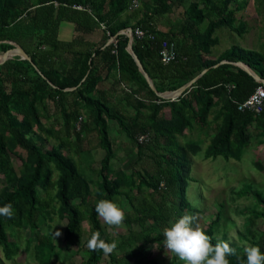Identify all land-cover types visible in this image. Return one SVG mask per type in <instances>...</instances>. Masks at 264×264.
Wrapping results in <instances>:
<instances>
[{"label": "trees", "instance_id": "trees-1", "mask_svg": "<svg viewBox=\"0 0 264 264\" xmlns=\"http://www.w3.org/2000/svg\"><path fill=\"white\" fill-rule=\"evenodd\" d=\"M131 1L0 0V55L15 44L39 71L18 56L0 64V206L10 202L15 212L12 218L0 217L5 262L24 251L38 264H50L61 249L54 245L50 224L59 220L66 222L63 248L70 250L83 240L80 264H101L104 259L110 264H158L148 259L145 247L163 250L165 227L184 214L200 215L187 200L186 187L192 158L202 151L204 139L208 145L203 160L240 162L253 140L264 145V111L255 115L236 106L263 85L232 64L245 65L264 80V51L231 46L215 59L212 55L219 43L216 30L227 28L238 36L247 32L246 17H237L245 1H193L166 31L159 30L157 22L172 12L173 0H145L137 8H131ZM257 3L258 14L264 16V0ZM65 22L71 25L69 40L60 38ZM128 28L153 36L133 38L132 50L157 92L175 91L206 72L177 99H160L127 52L128 38L117 35ZM96 30L102 32L99 42L88 40L86 35ZM163 41L173 42L176 49L177 59L168 65L159 59ZM222 61L228 63L215 67ZM110 76L112 90L130 88L123 109L97 90ZM141 92L145 99L139 98ZM48 121L56 125L46 126ZM109 121L124 134L129 150L136 151L129 172L112 167L116 150ZM192 130L204 139L180 145L177 138ZM93 133L104 156L94 172L96 180H89L80 173L79 162L62 151H72L83 162L88 154L84 138ZM142 135L147 140L139 143ZM12 158L21 172H16ZM254 166L263 168L259 161ZM233 196L253 202V208L242 212L246 218L241 238L264 253V231L257 228L259 220L264 224V192L247 184ZM100 199L127 208L124 234L106 232L95 212ZM219 222L217 215L204 228L213 245L226 242L225 236L217 237ZM17 231L30 234L23 247ZM94 231L107 242L116 241L118 248L110 255L90 251L87 241ZM229 244L237 253L229 257L230 264L246 262L244 248Z\"/></svg>", "mask_w": 264, "mask_h": 264}, {"label": "rangeland", "instance_id": "rangeland-1", "mask_svg": "<svg viewBox=\"0 0 264 264\" xmlns=\"http://www.w3.org/2000/svg\"><path fill=\"white\" fill-rule=\"evenodd\" d=\"M145 0H137V7ZM197 0H173L174 4L172 12L158 20L157 26L162 31H166L172 23H175L183 18V13L189 3ZM245 1V8L237 13V17H246L247 32L242 36H238L229 31L227 28L216 30L215 36L219 39L218 45L212 48V55L215 59L218 55L229 49L231 46H239L244 49L255 50L258 52L264 51V16L257 12V0H238ZM136 7V8H137ZM66 33V34H65ZM62 40L71 38V25L67 22L61 24ZM1 56V55H0ZM56 125L53 121L45 123L46 126ZM109 136L116 150V158L112 162L114 169H124L129 172L130 167L136 159V151L130 149L131 145L128 140L120 132L114 121L108 122ZM204 139L202 134L196 130L186 132L183 136L178 137L177 141L180 145L186 144L189 141H197ZM202 144V151L192 158L190 180L186 187V198L189 203L200 209V224L206 228L209 222L217 215H220V222L217 232V237L220 239L225 236L226 242L236 243L244 249L251 246L249 241H244L241 234L244 233V221L246 216L243 211L253 208V202L250 199H237L233 196V191L239 190L243 185H251L253 188L264 192V145L258 144L257 140H253L251 146L246 150L240 162L234 160L225 161L223 157L215 159L203 160L202 154L204 148L208 145V139ZM55 143L51 140V144ZM84 150L88 152L82 162L72 151L64 149L62 152L67 156H71L79 162V171L89 180H96L94 172L99 169V161L104 156V151L98 146V138L96 135L90 134L84 138ZM16 172H21V167L16 159L12 158ZM259 161L262 164V169L254 166V163ZM2 184L0 183V189ZM93 188V187H92ZM124 201L122 205H124ZM127 209V208H125ZM124 209V210H125ZM101 220V219H100ZM106 232L110 236L116 234H124L126 227L115 228L108 226L101 220ZM65 221L54 220L50 225L52 227L53 242L56 247L61 248L57 256H55L50 264H80L84 259L79 249L82 247V242L72 246L70 250L63 248L62 234L65 227ZM84 233L89 229L88 223L82 224ZM257 228L264 231L262 221L257 222ZM56 232L60 235L56 236ZM17 242L23 247L25 240L30 236L29 232L17 231ZM264 251V244L262 247ZM144 253L148 259L155 260L158 264H182L179 258L172 253L166 254V249L159 250L157 246H146ZM0 264H38L30 253L25 254L24 251L15 257L12 261H4L2 252L0 251ZM101 264H110L107 259L101 261Z\"/></svg>", "mask_w": 264, "mask_h": 264}, {"label": "clouds", "instance_id": "clouds-1", "mask_svg": "<svg viewBox=\"0 0 264 264\" xmlns=\"http://www.w3.org/2000/svg\"><path fill=\"white\" fill-rule=\"evenodd\" d=\"M95 212L105 224L115 228L122 227L126 219L125 210L111 199L98 200ZM14 214L12 203L0 206V217L12 218ZM199 220L198 214H184L164 228L163 245L166 254L177 256L182 264H230L229 257L237 255L236 249L224 241L213 245L212 238L206 234ZM59 235L60 233L56 232V236ZM87 248L110 255L118 248V243L107 242L102 238L100 231H94L87 241ZM244 253L246 262L242 264H264V253L259 246H248Z\"/></svg>", "mask_w": 264, "mask_h": 264}, {"label": "water", "instance_id": "water-1", "mask_svg": "<svg viewBox=\"0 0 264 264\" xmlns=\"http://www.w3.org/2000/svg\"><path fill=\"white\" fill-rule=\"evenodd\" d=\"M124 34L127 38H128V45H127V52L130 54V56L132 57L134 63L136 64L139 73L142 75V77L145 79L146 83L148 84L150 90L160 99L163 100H167V101H172L177 99L178 97H180L184 91L186 89H188L202 74H204L206 72V70L202 71L200 75H198L197 77L193 78L190 82H188L187 84H185L184 86L180 87L179 89L175 90V91H171V92H164V93H159L155 90V87L153 85L152 80L150 79V77L148 76V74L144 71L140 61L138 60L137 56L135 55V53L132 50V30L130 28L120 31L117 35H121ZM115 37L110 38L107 43L106 46L109 45ZM14 49L1 55L0 56V64L6 62L7 60L12 59L15 56L20 57L21 60H25L28 61L34 68L35 70L39 73V71L36 69V67L33 65L30 57L24 52V50L22 48H20L19 46L13 44ZM228 63L226 61H222L219 64L215 65V67H217L218 65L221 64H225ZM234 66H237L239 68H241L242 70H244L247 74H249L256 82L261 83L262 85H264V80H262L256 73H254L251 69H249L247 66L239 64V63H232ZM73 88L70 89H66V91H72Z\"/></svg>", "mask_w": 264, "mask_h": 264}, {"label": "built area", "instance_id": "built-area-1", "mask_svg": "<svg viewBox=\"0 0 264 264\" xmlns=\"http://www.w3.org/2000/svg\"><path fill=\"white\" fill-rule=\"evenodd\" d=\"M131 3V8L137 7V0H132ZM77 9H80V7H78ZM144 37H149L150 39H153V36L149 34L146 30L135 29L134 31H132V39H143ZM159 59L160 62L164 65H168L176 61L177 55L173 42L163 41L161 43L159 50ZM236 106L237 110L240 112L249 111L251 113H254L255 115H259L260 113H262L264 111V85L258 86L245 101L237 103ZM146 140V135H142L137 138V141L139 143H142Z\"/></svg>", "mask_w": 264, "mask_h": 264}, {"label": "crops", "instance_id": "crops-1", "mask_svg": "<svg viewBox=\"0 0 264 264\" xmlns=\"http://www.w3.org/2000/svg\"><path fill=\"white\" fill-rule=\"evenodd\" d=\"M158 29L160 30L159 27H158ZM101 37H102V32L100 30H96L91 34L86 35V38L88 40L94 41V42H99ZM101 74H104V75L106 74L105 69H101ZM112 84H113V78L111 76L107 77L98 84L97 90L108 94L110 96V98L113 101H115V103L117 104V108L123 109L124 105L126 104V102H125L126 98H129L128 94L130 93V88H127V87L121 85L120 87H115L112 90ZM145 96H146L145 92H141L139 98L145 99L146 98ZM132 110H133V108H132Z\"/></svg>", "mask_w": 264, "mask_h": 264}]
</instances>
